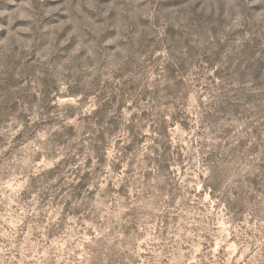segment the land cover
<instances>
[{
    "label": "clouds",
    "instance_id": "1",
    "mask_svg": "<svg viewBox=\"0 0 264 264\" xmlns=\"http://www.w3.org/2000/svg\"><path fill=\"white\" fill-rule=\"evenodd\" d=\"M140 7L149 30L143 48L133 47L136 37L127 36L129 63L138 51L151 53L147 44L167 45L185 79L150 104L137 102L132 111L147 107L149 118L134 123L130 136L117 133L115 148L112 137L98 148L83 137L53 151L40 144L38 133L30 139L26 131L15 140L5 135L8 128L0 132V193L8 207L17 205L18 224L24 225L6 237L4 264L17 255L19 264H264V0H165L163 6L141 0ZM37 9L46 15L47 8ZM77 9L91 12L87 0H74L71 9L65 4L64 11L78 18ZM27 26L0 29V102L35 91L41 72L55 86L64 65L71 73L67 83L111 75L112 46L103 45L118 32L77 55L86 35L81 27L47 60L41 55L46 38L31 50L24 43L33 39L22 32ZM73 31L75 25L61 42ZM250 52L258 54L254 66ZM85 58L91 72L84 71ZM26 110L9 108L2 118L19 131L27 122L16 117ZM9 181L23 187L13 193ZM16 235L24 241L20 246L12 243Z\"/></svg>",
    "mask_w": 264,
    "mask_h": 264
},
{
    "label": "rangeland",
    "instance_id": "2",
    "mask_svg": "<svg viewBox=\"0 0 264 264\" xmlns=\"http://www.w3.org/2000/svg\"><path fill=\"white\" fill-rule=\"evenodd\" d=\"M160 2L163 6L165 0ZM178 2L179 0H167L169 5ZM73 3L74 0H0V29L7 30L16 25H28L22 29V32L31 33L33 39L24 43L31 50L38 39L46 38L47 43L41 50V55L47 60H51L61 47L66 46L81 27L86 35L81 36L79 47L75 50L77 55L85 49L89 51L97 49L98 42L110 31L118 32L119 35L103 45L104 48L112 46L111 75L94 73L85 76L79 82L72 79L71 83H67L71 73L68 71V65H64L58 70V82L53 86L47 82L45 74L41 72L40 80L32 85L35 91H30L23 99L17 98L6 104L0 102V132L8 128V133L5 135L14 136L15 140L21 139L26 131L30 139H36L38 133L41 138L40 144L47 145L53 151L64 148L70 143L74 146L83 137L94 139L96 142L94 148L107 143L109 137H112V145L115 148L121 142L115 138L117 133L123 131L125 135L130 136L134 130V123L139 124L141 118L144 120L149 118L150 110L147 107L142 111L139 109L132 111L135 104L137 102L141 105L150 104L155 96L167 95L169 86L175 87L177 80L185 79V74L181 64L173 58L169 47L158 46L155 42L147 44L151 50L150 54L138 51L136 61L129 63L132 58L129 56V49L125 46L127 36L136 37L132 41L133 47L139 44L143 48L144 44L140 42L144 40V33L149 30L143 24L145 17L140 7L141 0H87V7L91 12L86 10L87 14H85L82 9H77L80 13L78 18L74 13L64 11L65 4L71 9ZM37 5L41 9L47 8L46 15H40ZM42 24L45 26L41 28ZM72 25H75V31L70 32L61 42L62 35ZM176 26L178 27L179 24L177 23ZM157 27L159 28V25ZM37 30L40 33L39 38L36 37ZM166 32V27L160 29L161 40ZM3 35L4 32L0 31V37ZM241 43L243 44L244 41L242 40ZM248 43L254 48L256 41L250 38ZM249 55L253 57L254 66L258 54L250 52ZM125 57L129 59L125 60ZM82 64L85 72L92 71L87 65V58ZM124 68L129 70L122 75L118 74ZM247 75V84L250 87L253 83L251 69ZM219 79L217 77L215 82H211V87L215 88ZM24 87L28 88L29 85L25 84ZM22 106H26L27 110L20 112L16 119L21 123L24 121L27 123L17 131L19 125L5 121L2 113L9 108L18 111ZM93 129H99L94 137ZM149 131L150 129H146V134ZM4 139L5 136L0 135V142ZM48 156L49 154H44V159L47 160ZM67 158L65 156L59 163L63 164ZM55 167L58 168L59 164ZM48 171L53 172L55 168L50 167ZM8 187L14 193L23 185L9 181ZM27 222L25 220V223ZM22 227L23 224H18L17 205L13 203L12 207H8L3 194L0 193V249L7 243L6 237L10 239ZM12 243L20 246L24 241L20 235H16ZM20 260L21 257L17 255L13 264H19ZM0 264H4L2 252H0ZM25 264H42V261L26 260Z\"/></svg>",
    "mask_w": 264,
    "mask_h": 264
}]
</instances>
